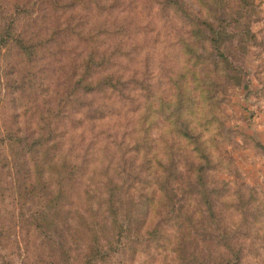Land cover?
Wrapping results in <instances>:
<instances>
[{
  "label": "rangeland",
  "instance_id": "obj_1",
  "mask_svg": "<svg viewBox=\"0 0 264 264\" xmlns=\"http://www.w3.org/2000/svg\"><path fill=\"white\" fill-rule=\"evenodd\" d=\"M55 1L0 0V264H264V0H125L124 117L74 94L93 28Z\"/></svg>",
  "mask_w": 264,
  "mask_h": 264
},
{
  "label": "trees",
  "instance_id": "obj_2",
  "mask_svg": "<svg viewBox=\"0 0 264 264\" xmlns=\"http://www.w3.org/2000/svg\"><path fill=\"white\" fill-rule=\"evenodd\" d=\"M44 1L53 3V5L57 7L55 0ZM73 1H75L74 5L77 6V9L85 11L83 18L84 20L82 21H84L86 25H89L91 22V26L89 27L93 28L92 30L90 29L91 32L88 33L89 37L86 40L80 41L81 44H84L85 52L86 48H90V52L87 51L85 65L82 64V66H79V70H81V72L75 73V78L76 74L78 76L75 79L76 86H74L73 89L74 94L77 96L90 94L94 98L101 97V99L107 96L111 104L110 108L112 110H114L116 107L119 108L118 111L114 110L113 112L112 110L108 109L109 105L105 104L104 102H102L100 105H95V101L92 98V103L90 104V108L87 112L90 114L91 119L93 120H102L105 117L104 114L111 112L120 114L119 117H124L126 114H130L131 116L135 114L139 115L143 109V105L142 103H139L140 100H138V98H140V96L136 97V95L133 93L134 86H136V80L131 79L133 75L136 76L137 73L133 74L135 71H129V69L125 67L128 66V60H132L130 56H136L137 53L133 51L127 52L128 48H124L126 49L125 52L121 50H115L114 52L107 48L106 41L98 40L99 36H107V34L110 37L116 36V38L120 39V36L124 34L123 37H125L126 42L125 47H127V45H129V41H127L129 36L125 35V31L122 32L120 29L121 25L116 24L114 28L112 26L115 24L114 21L117 23L120 17H124L136 10L131 8L132 4L130 2H126L125 0H87V2L85 0ZM165 4L170 5L171 8L175 10L178 6V10H180L183 14L182 16H185L189 22H191L190 24L197 23L198 19L192 16L189 11H182V8L179 9V7L182 6H179L180 4H178V0H167V3ZM73 20L75 23H78L77 21H79V18L74 16ZM109 21H113V23H110ZM92 22L94 24H92ZM74 26L76 28H73L72 33L74 36L79 38V32H77V30L80 26L77 24H74ZM140 32L142 33V31ZM134 33L138 35L139 31L134 29ZM217 34L218 33L216 32V34L210 38V41L212 43L214 42V44H216L218 40ZM89 38L90 42H88ZM94 39L96 41H93ZM103 46H105V48H102ZM97 47L102 48V53ZM113 53L116 54L118 60L123 59L126 63L124 66V72L122 74H119L118 71L115 72V70H113L112 60L113 57H115ZM98 75H101L100 80L93 81V79L95 80ZM84 81L86 82L85 84L83 83ZM137 89L138 87H136V90ZM77 111H79V108ZM168 177L170 178V176ZM175 177L170 178V180H176ZM56 199L57 198L50 200L49 204L56 206Z\"/></svg>",
  "mask_w": 264,
  "mask_h": 264
}]
</instances>
